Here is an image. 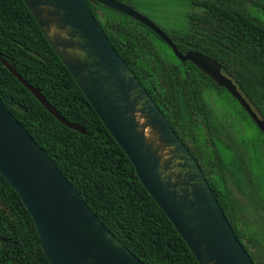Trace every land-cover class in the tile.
Masks as SVG:
<instances>
[{"label":"trees","instance_id":"16d2710c","mask_svg":"<svg viewBox=\"0 0 264 264\" xmlns=\"http://www.w3.org/2000/svg\"><path fill=\"white\" fill-rule=\"evenodd\" d=\"M83 1L198 164L249 258L264 264V245L236 225L240 207L227 186L230 181L240 195L259 201L256 160L233 135L226 110L252 121L232 96L190 62H179L149 28L94 0ZM183 1L189 7L184 24L162 31L178 52L197 51L215 60L264 123V0ZM0 58L59 116L82 129L58 121L0 62L1 101L105 228L144 264H198L22 0H0ZM206 93L213 95L220 113ZM257 133L264 144V135ZM222 149L230 152L228 160ZM0 264H50L30 215L1 175Z\"/></svg>","mask_w":264,"mask_h":264},{"label":"water","instance_id":"95a60500","mask_svg":"<svg viewBox=\"0 0 264 264\" xmlns=\"http://www.w3.org/2000/svg\"><path fill=\"white\" fill-rule=\"evenodd\" d=\"M149 28L179 62L188 61L232 96L255 126L264 123L213 59L177 51L145 16L118 0H94ZM135 174L198 264H254L198 164L115 52L83 0H22ZM0 62L58 121L38 89ZM0 175L31 217L50 264H144L112 235L0 99Z\"/></svg>","mask_w":264,"mask_h":264},{"label":"rangeland","instance_id":"374dc122","mask_svg":"<svg viewBox=\"0 0 264 264\" xmlns=\"http://www.w3.org/2000/svg\"><path fill=\"white\" fill-rule=\"evenodd\" d=\"M122 3L129 5L133 10L145 16L160 30H169L184 24V14L189 9L183 0H122ZM164 50L170 56L169 51ZM246 138H252L255 134L254 127L245 122L243 125ZM264 141V137H263ZM257 155L258 151H252ZM222 156L225 160L231 157L230 152L222 149ZM253 166L254 172L259 180L258 202H251L246 196L240 195L233 184L228 181L227 186L240 207L237 214L236 225L242 230L255 236L258 245H264V144L260 156ZM263 207V209H262ZM252 250V248H251Z\"/></svg>","mask_w":264,"mask_h":264},{"label":"flooded vegetation","instance_id":"af4514ba","mask_svg":"<svg viewBox=\"0 0 264 264\" xmlns=\"http://www.w3.org/2000/svg\"><path fill=\"white\" fill-rule=\"evenodd\" d=\"M206 98L208 100V102L210 103V105L214 108V110L217 112V113H220L218 112V106L217 104L215 103V99L213 97V95L211 93H206ZM236 101V100H235ZM238 104V103H237ZM239 105V104H238ZM241 108V107H240ZM242 109V108H241ZM243 110V109H242ZM244 111V110H243ZM245 113V112H244ZM236 112H230L229 110H226V114H225V118L228 119L231 124H232V131H233V135L235 137H238L240 138L241 140L244 141V147L249 150L250 152V157H252V160H257V155L260 156V153L262 152V148H263V144L261 145V143L258 142V139H259V136H258V133L257 131L260 132V130L255 126V124L253 123L252 121V126H254L256 128V132L254 134V136L250 139V138H246L245 137V131H244V128H243V125L244 123L248 120L246 119H239L237 116H236ZM246 114V113H245ZM247 115V114H246ZM248 116V115H247ZM249 117V116H248ZM254 128V129H255ZM261 134L264 135V133L260 132ZM263 141V139H262ZM261 141V142H262ZM264 142V141H263ZM256 152L258 151L257 155H255L252 151H255ZM256 157V158H255Z\"/></svg>","mask_w":264,"mask_h":264}]
</instances>
